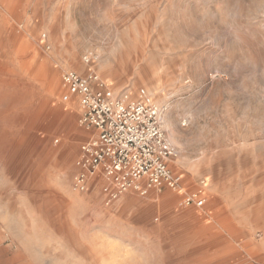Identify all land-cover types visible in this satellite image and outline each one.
<instances>
[{"label":"rangeland","instance_id":"1","mask_svg":"<svg viewBox=\"0 0 264 264\" xmlns=\"http://www.w3.org/2000/svg\"><path fill=\"white\" fill-rule=\"evenodd\" d=\"M0 59V264H264V0H0ZM66 70L164 108L180 190L73 189Z\"/></svg>","mask_w":264,"mask_h":264},{"label":"built area","instance_id":"2","mask_svg":"<svg viewBox=\"0 0 264 264\" xmlns=\"http://www.w3.org/2000/svg\"><path fill=\"white\" fill-rule=\"evenodd\" d=\"M62 81L66 87L62 99L77 101L80 125L93 130L77 161L80 171L72 183L75 191H86L89 179L99 170L112 184L105 187L108 202L130 189L143 196L165 186L180 190L184 177L170 167L178 151L163 128L164 108L145 89L138 97L114 95L104 91L98 76L76 70H66ZM206 199L200 189L186 193L183 204L203 207Z\"/></svg>","mask_w":264,"mask_h":264},{"label":"bare ground","instance_id":"3","mask_svg":"<svg viewBox=\"0 0 264 264\" xmlns=\"http://www.w3.org/2000/svg\"><path fill=\"white\" fill-rule=\"evenodd\" d=\"M7 54V53H6ZM6 57V56H5ZM95 66L93 65H90V64H83L81 68H79L78 70L81 72V73H87L91 70V68H94ZM42 68V67H41ZM5 69V66H4V63H3V60L0 59V72L3 71ZM41 72V71H40ZM42 75L43 76H46L48 78V83H49V88L50 90H57L60 88V85H59V80H58V75L54 72H51L47 69H44L42 72ZM58 115V118H62L64 117V113L63 112H59L57 113ZM164 120V119H163ZM164 123V126L169 130V133H170V137L173 139V133L171 131V128H170V124H169V121H163ZM175 136V135H174ZM176 139V138H174ZM175 141V140H174ZM174 160V159H173ZM9 249V248H8ZM94 263V262H93Z\"/></svg>","mask_w":264,"mask_h":264},{"label":"crops","instance_id":"4","mask_svg":"<svg viewBox=\"0 0 264 264\" xmlns=\"http://www.w3.org/2000/svg\"><path fill=\"white\" fill-rule=\"evenodd\" d=\"M101 172H103V171H102V170H99V171H98V173H101Z\"/></svg>","mask_w":264,"mask_h":264}]
</instances>
